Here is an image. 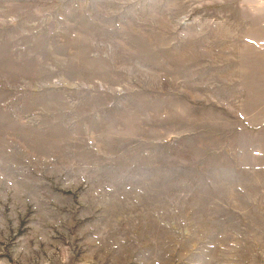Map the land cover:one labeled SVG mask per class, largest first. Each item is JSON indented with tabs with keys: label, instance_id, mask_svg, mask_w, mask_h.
Listing matches in <instances>:
<instances>
[{
	"label": "rangeland",
	"instance_id": "obj_1",
	"mask_svg": "<svg viewBox=\"0 0 264 264\" xmlns=\"http://www.w3.org/2000/svg\"><path fill=\"white\" fill-rule=\"evenodd\" d=\"M0 264H264V0H0Z\"/></svg>",
	"mask_w": 264,
	"mask_h": 264
}]
</instances>
